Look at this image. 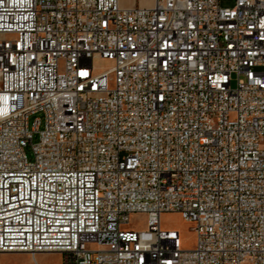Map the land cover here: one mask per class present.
<instances>
[{"label": "built area", "instance_id": "obj_1", "mask_svg": "<svg viewBox=\"0 0 264 264\" xmlns=\"http://www.w3.org/2000/svg\"><path fill=\"white\" fill-rule=\"evenodd\" d=\"M263 66L264 0H0V264H264Z\"/></svg>", "mask_w": 264, "mask_h": 264}, {"label": "rangeland", "instance_id": "obj_2", "mask_svg": "<svg viewBox=\"0 0 264 264\" xmlns=\"http://www.w3.org/2000/svg\"><path fill=\"white\" fill-rule=\"evenodd\" d=\"M154 0H121L123 6L129 7L134 5L152 6ZM101 63V62H100ZM103 63V62H102ZM259 70L264 71V66ZM232 85L235 86L236 82L233 81ZM39 117L43 119L42 113H37L29 117V124L32 125L34 120ZM43 128V124H41ZM39 133H35L33 136V142H38ZM31 146L28 145L26 150L30 153ZM194 224L182 217L178 212H166L162 215V227L166 230H174L179 232L181 245L183 248H192L196 243V233L193 230ZM129 230H141L146 228V216L142 213H134L130 217V222L125 226ZM30 258V253L27 252H15L9 255L1 257L3 264H27ZM40 264H60L61 255L58 252L51 254L42 253L39 255Z\"/></svg>", "mask_w": 264, "mask_h": 264}, {"label": "bare ground", "instance_id": "obj_3", "mask_svg": "<svg viewBox=\"0 0 264 264\" xmlns=\"http://www.w3.org/2000/svg\"><path fill=\"white\" fill-rule=\"evenodd\" d=\"M46 254H51V253H54V252H44ZM37 253H30V258L29 260L27 261V264H36V261H35V255Z\"/></svg>", "mask_w": 264, "mask_h": 264}, {"label": "crops", "instance_id": "obj_4", "mask_svg": "<svg viewBox=\"0 0 264 264\" xmlns=\"http://www.w3.org/2000/svg\"><path fill=\"white\" fill-rule=\"evenodd\" d=\"M9 254H11V253H9ZM9 254H4V255H9ZM40 254H42V253H37L36 255H35V261H36V264H40V260H39V255ZM3 255V256H4ZM2 262V261H1ZM3 264V263H2ZM11 264H15V263H11Z\"/></svg>", "mask_w": 264, "mask_h": 264}]
</instances>
